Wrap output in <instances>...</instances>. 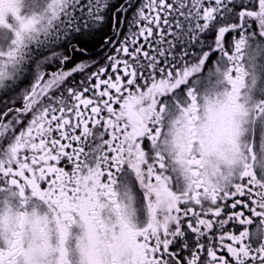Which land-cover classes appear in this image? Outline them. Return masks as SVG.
Returning a JSON list of instances; mask_svg holds the SVG:
<instances>
[{
	"label": "snow or ice",
	"instance_id": "snow-or-ice-1",
	"mask_svg": "<svg viewBox=\"0 0 264 264\" xmlns=\"http://www.w3.org/2000/svg\"><path fill=\"white\" fill-rule=\"evenodd\" d=\"M0 264H264V0H0Z\"/></svg>",
	"mask_w": 264,
	"mask_h": 264
},
{
	"label": "flooded vegetation",
	"instance_id": "flooded-vegetation-1",
	"mask_svg": "<svg viewBox=\"0 0 264 264\" xmlns=\"http://www.w3.org/2000/svg\"><path fill=\"white\" fill-rule=\"evenodd\" d=\"M89 51L92 53V55H96L97 49L90 48Z\"/></svg>",
	"mask_w": 264,
	"mask_h": 264
}]
</instances>
